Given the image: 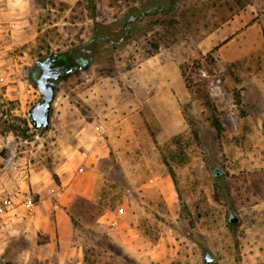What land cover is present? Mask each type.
Here are the masks:
<instances>
[{"label": "rangeland", "instance_id": "rangeland-1", "mask_svg": "<svg viewBox=\"0 0 264 264\" xmlns=\"http://www.w3.org/2000/svg\"><path fill=\"white\" fill-rule=\"evenodd\" d=\"M166 2L0 0V264H264V0H180L176 41L89 44ZM48 57L90 67L57 80L42 130ZM80 197L114 207L75 226Z\"/></svg>", "mask_w": 264, "mask_h": 264}, {"label": "trees", "instance_id": "trees-1", "mask_svg": "<svg viewBox=\"0 0 264 264\" xmlns=\"http://www.w3.org/2000/svg\"><path fill=\"white\" fill-rule=\"evenodd\" d=\"M179 2L180 0H167L166 3L152 5L151 7H148L145 10H140V9L129 10L126 12L123 18L119 21L118 23L119 28L116 29L115 33L113 34L101 32L100 27L102 24L97 23L95 32L93 36L91 37L89 44L92 47H100L103 45H110L113 47L123 46L126 43H128V41L136 35L137 30L141 28L143 24H145V26L146 25L149 26V28H152L154 24H160L161 26H163L166 32H170V34H173V37L171 40L176 41L179 39V31H171V28L176 30L178 28V25L180 24V21L177 19L176 16H174L178 8ZM148 17L149 18L157 17V19H155L154 20L155 22H154L151 19L147 20ZM154 46H155V49L158 50L159 44L154 43ZM32 78L35 82L38 78V71L35 69L32 71ZM214 125L217 130V135L220 136L222 133V126L220 124L219 119H215ZM7 129L20 132L24 136L26 135L25 130L17 125L11 124L8 126ZM214 174L215 176H218L219 171L216 170ZM104 196L105 195L103 194L101 198L104 199L103 198ZM84 204H87L90 206L89 211L92 212L91 216L95 218L103 214L105 211L112 209L114 207V205H111V206L109 205L110 207L107 208L106 203H104L105 204L104 205L101 200L91 201L89 199L80 197L76 200L72 208L69 210V216L75 226L79 225V220L77 219L76 214L77 212H79V210H82ZM82 212L84 213V215L86 214V211H82Z\"/></svg>", "mask_w": 264, "mask_h": 264}, {"label": "water", "instance_id": "water-1", "mask_svg": "<svg viewBox=\"0 0 264 264\" xmlns=\"http://www.w3.org/2000/svg\"><path fill=\"white\" fill-rule=\"evenodd\" d=\"M48 57L45 60L38 61V64L44 65L42 73L38 76L36 83L39 91L42 94L40 101L32 108L29 116L33 124L37 128L47 129L51 123L52 107L57 95V80L62 79L65 75L71 73L75 68L70 67L68 69L59 70L54 68L52 62ZM90 67V62L86 60L85 64L80 68ZM264 127V122L261 124ZM239 221V217L234 210L229 213V222L236 223ZM206 263L213 261L210 254H205Z\"/></svg>", "mask_w": 264, "mask_h": 264}, {"label": "flooded vegetation", "instance_id": "flooded-vegetation-1", "mask_svg": "<svg viewBox=\"0 0 264 264\" xmlns=\"http://www.w3.org/2000/svg\"><path fill=\"white\" fill-rule=\"evenodd\" d=\"M49 61L52 62V65H53L54 68H57V69H59V70H64V69H68V68H70V67H74L75 69L72 71V72H74V71L78 70V69L81 67V65L85 64L86 59H84V58H82V57L76 58V64L71 65V66H69V67H67V68H61V67H57V66H55V62H56V60H55L54 57H51V59H50ZM38 66H39L40 69L43 71L44 65H42V64H38ZM72 72H71V73H72Z\"/></svg>", "mask_w": 264, "mask_h": 264}]
</instances>
